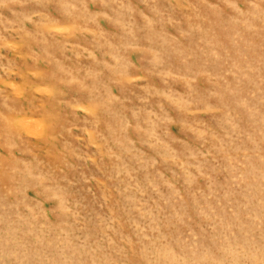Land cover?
Listing matches in <instances>:
<instances>
[{
	"label": "rangeland",
	"instance_id": "obj_1",
	"mask_svg": "<svg viewBox=\"0 0 264 264\" xmlns=\"http://www.w3.org/2000/svg\"><path fill=\"white\" fill-rule=\"evenodd\" d=\"M0 264H264V0H0Z\"/></svg>",
	"mask_w": 264,
	"mask_h": 264
}]
</instances>
